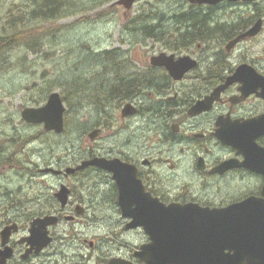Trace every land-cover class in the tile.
Listing matches in <instances>:
<instances>
[{
    "label": "flooded vegetation",
    "instance_id": "1",
    "mask_svg": "<svg viewBox=\"0 0 264 264\" xmlns=\"http://www.w3.org/2000/svg\"><path fill=\"white\" fill-rule=\"evenodd\" d=\"M184 3L207 6L209 12L182 18L178 33L130 34L148 50L143 64L136 67L129 59L137 51L132 40H121L128 48L114 50L125 56V65L117 66L105 82L112 89L104 94L98 127L89 132L98 129L99 140L111 136L115 143L104 142L102 152L91 151L86 159L120 161L119 179L99 166L70 174L67 167L59 174L53 166L44 168L61 178L60 186L70 188L69 201L62 206L55 191L46 194L49 199L39 212L0 223V251L5 248V225L19 226L7 244L13 249L7 264H109L115 259L120 264H150V251L143 247L152 238L144 225H133L134 215L171 212L180 222L181 215L212 213L204 208H230L252 200V209L243 204L249 216L260 203L264 207V0ZM112 5L123 7L125 15L133 8ZM252 29L256 33L246 36ZM163 52L182 61L181 74L152 64V57ZM126 104H132L134 112L123 116ZM199 104L200 111L193 113ZM79 178L86 182L76 190L71 181ZM122 188L133 197L124 205ZM151 203L202 208L143 209ZM45 215L59 217L50 227L52 242L24 256L30 245L23 240L32 221ZM79 228L81 233H76Z\"/></svg>",
    "mask_w": 264,
    "mask_h": 264
},
{
    "label": "rangeland",
    "instance_id": "2",
    "mask_svg": "<svg viewBox=\"0 0 264 264\" xmlns=\"http://www.w3.org/2000/svg\"><path fill=\"white\" fill-rule=\"evenodd\" d=\"M115 1L82 0L86 9L71 16L21 22L16 28H9L6 16L25 12L32 1L0 0V35L14 34L16 30L12 29L23 35L29 32V38L12 51L6 53L0 48V223L39 212L49 199L46 194L52 196L59 190L61 178L42 171L44 168L64 169L80 163L91 151L102 152L104 142L115 143L111 136L90 140L89 129L98 127L99 109L79 98L70 96L65 102L70 125L62 134L28 124L22 118V110L43 104L53 91L64 95L65 83L80 82L87 88L107 82L118 65L109 60L108 54H119L114 50L128 48L123 39L128 43L132 40L137 49L129 57L131 62L136 67L143 64L148 50L142 49L130 34L151 23L163 24L178 33L180 24L175 23L174 15L192 8L184 3L186 0H140L125 15L123 7L112 5ZM202 11L208 13L209 9L203 6ZM43 85L51 91L39 103ZM85 182L81 178L71 181L76 190ZM88 233L94 236L98 232Z\"/></svg>",
    "mask_w": 264,
    "mask_h": 264
},
{
    "label": "water",
    "instance_id": "3",
    "mask_svg": "<svg viewBox=\"0 0 264 264\" xmlns=\"http://www.w3.org/2000/svg\"><path fill=\"white\" fill-rule=\"evenodd\" d=\"M139 0H117L116 3L123 5L127 10L131 9ZM193 4H216L224 0H188ZM238 1V0H228ZM250 1V0H248ZM256 33L252 29L246 36ZM152 64L165 65L169 67L175 75L181 74L182 61H174V55L165 52L154 55ZM227 86L225 84L221 89ZM203 104V103H202ZM200 105H196L193 113L200 111ZM66 106L58 91H53L45 104L41 106H29L22 110V118L30 124H42L47 131H54L58 134L65 129ZM134 107L126 104L123 108V116L132 114ZM98 129L90 132L89 137L94 140L98 137ZM120 161L106 160L100 157L83 160L77 167H67L66 173H74L77 170L88 166H99L109 171L115 172V178L119 179L117 172ZM55 174L61 170H52ZM120 186L124 185L122 180H118ZM70 188L63 184L56 197L66 206L69 200ZM120 201L122 205L133 201L131 193L122 188ZM249 200L239 203L230 208L212 209L204 208L212 213H202L198 216L181 215V221L175 220L178 214L169 212L165 214L134 215L136 222L133 225H144L152 238V243L146 245L144 250L150 251V264H264V207L258 206V210L250 215H245L243 204H250ZM202 208L198 204L185 205H157L151 203L143 209H154L168 212L174 209H197ZM197 219V220H195ZM59 217L56 215H45L36 217L30 226L29 236L23 241L30 245L27 253L35 251L38 253L49 245L53 237L50 235V226L56 225ZM19 231L17 222L6 225L1 231L3 245L5 248L0 251V264H7V260L13 255V249L9 243L11 235ZM144 252V251H143ZM109 264H120V261L111 260Z\"/></svg>",
    "mask_w": 264,
    "mask_h": 264
},
{
    "label": "trees",
    "instance_id": "4",
    "mask_svg": "<svg viewBox=\"0 0 264 264\" xmlns=\"http://www.w3.org/2000/svg\"><path fill=\"white\" fill-rule=\"evenodd\" d=\"M31 5L28 7V9L22 10L18 13H11L6 16L8 20L9 28H16L18 24L21 22H43L51 19H60L66 16H71L73 14L78 13L79 10H85L86 7L81 5L82 0H31ZM192 8L189 11L183 12V13H176L174 15L175 23L181 22V19L184 17H195V16H204L206 14L203 13L202 9H199L198 11L194 10V5H190ZM196 8V7H195ZM135 23V21L133 22ZM133 27V26H132ZM133 29V28H131ZM136 29V28H135ZM16 32L10 33L8 35H0V48L2 49V52H10L15 46H18L20 43H22V40H26L29 38L28 31L23 35L22 32ZM174 29L167 28L163 24H145L142 26V29L138 33H151V34H165V33H172ZM23 35V36H22ZM24 37V38H22ZM30 47H34L33 43ZM109 60L114 64H118L116 66H119L122 64L125 65V56L115 54L112 55L111 52L108 54ZM105 83V82H104ZM104 83H101L99 85L96 83L94 86H87V88L84 87L83 84L80 82H69L65 83V87L67 88L65 90V93L63 96V100L65 102H69L70 96L73 98H79L80 102L86 101L91 103L92 105H95L98 109H100V105L102 104V101L105 99L104 94L110 93V90L112 87H107ZM112 86V85H111ZM123 87V86H122ZM125 92H128L131 88L129 85H126L123 87ZM42 96L41 99L38 100L39 103L42 101L44 102V99L48 96V94L51 91L50 87H45L44 85L41 88ZM69 92V93H67ZM109 95V94H108ZM121 100L126 98V95H120ZM83 100V101H82ZM65 125L66 128L70 125L69 119L67 116H65Z\"/></svg>",
    "mask_w": 264,
    "mask_h": 264
}]
</instances>
